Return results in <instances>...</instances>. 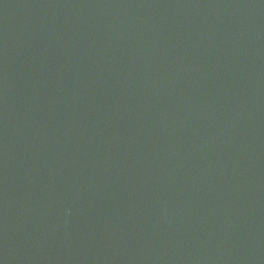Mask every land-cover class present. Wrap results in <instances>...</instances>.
I'll return each mask as SVG.
<instances>
[{"label":"water","instance_id":"1","mask_svg":"<svg viewBox=\"0 0 264 264\" xmlns=\"http://www.w3.org/2000/svg\"><path fill=\"white\" fill-rule=\"evenodd\" d=\"M0 264H264V0H0Z\"/></svg>","mask_w":264,"mask_h":264}]
</instances>
